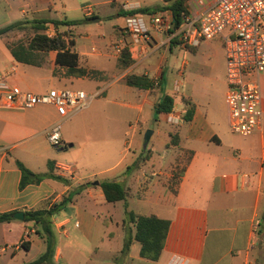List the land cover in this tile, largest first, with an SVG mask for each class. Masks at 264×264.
<instances>
[{"label": "crops", "instance_id": "crops-1", "mask_svg": "<svg viewBox=\"0 0 264 264\" xmlns=\"http://www.w3.org/2000/svg\"><path fill=\"white\" fill-rule=\"evenodd\" d=\"M43 1L50 0H0V29L9 25L18 26L0 35V74L8 85L37 94L45 93L48 90L46 84L51 86L57 78L93 81L94 89L89 92L82 90L93 97L87 106L91 107L87 118L92 129L82 143H78L71 130L61 132L62 145L53 150L45 131L62 121L55 109L43 105L23 109L8 104L0 93V214L14 215L22 211L25 217L26 211L53 207L71 190L79 189L65 206L71 207L76 220H60L57 213L61 210L51 217L55 240L52 264H103L101 260H92L94 255H100L99 247H89L93 245L99 223L97 212L79 205L81 201H87L92 206L106 202L101 187L89 180L100 175V179L96 180L99 183L109 180L124 183L128 194L125 202L127 209L128 199L133 198L155 210L150 214L129 211L155 215L170 222L158 260L150 261L140 257V245L136 241L131 243L126 254H121L126 228L124 219L115 221L123 264H171L174 257L187 261V264H261L264 256V73L258 76L261 128L250 136L242 137L229 129L225 103V54L220 37H217L221 46L220 60L217 58L209 64V72L216 75L214 86H202L201 82L195 81L193 72H188V76L193 77L192 87L181 96L180 105L177 106L173 95L181 90V82H175L172 93L163 91V55L159 57L157 53L160 50L165 52L168 46H161L159 36H153L152 40L144 43L139 52L129 53L132 63L122 68L118 65L120 55H115L111 50L125 35L124 27L118 28L120 31H117L114 41L101 54L104 62L109 58L114 59L113 66L108 70L111 79L107 80L103 74L107 72V67L80 65L81 57L86 54L73 50L75 40L69 38V31L60 29L61 25L55 26L50 17H39L43 9L38 7L37 2ZM27 10L31 12L30 22L25 20L24 23L14 24L16 13L25 18ZM83 12L88 18L95 17L92 8L89 14L85 9ZM43 21L45 23L41 25ZM40 26L44 28L43 32L52 28L56 34L67 33L68 40H73L70 50L77 53L79 66L98 73L93 78L68 75L66 68L55 64V51L32 52L29 63L15 59L12 50L23 58L21 48ZM103 41L106 45V40ZM184 50L193 52L196 48ZM34 68L48 70L35 73ZM219 72L221 78L218 79ZM128 74L145 75L153 79L156 85L148 90L127 86L124 78ZM176 84L179 85L178 91H175ZM163 93L172 96L174 108L170 113H160L157 118L163 116L165 122L175 128L173 132H167L169 140L164 145L165 154L177 150V160L184 159L185 164L177 176L167 175L169 179L175 178L172 185L162 181V188H159L153 176L160 173L153 171L149 179L141 177V167L152 159V155L149 151L145 159L141 154L148 149L150 139L143 149L144 140L140 138V130L154 120V108ZM188 113L189 119L184 120L183 115ZM174 114L180 117L175 124L168 122V117ZM94 124L104 126L105 136L98 133ZM94 160L98 161L101 169L86 168L85 162ZM15 161L41 174L49 171L47 163L51 162L52 173L67 182L46 178L37 185L30 184L19 189L21 172ZM85 170L86 173L82 175L81 171ZM144 181L148 183L142 188ZM89 182L92 185H86ZM141 189H144L143 193H140ZM131 228L134 232L132 225ZM35 230L38 229L33 222L14 218L0 223V264H28L34 261L24 262L23 257L28 255L32 243L37 242L32 239L34 235L39 236ZM26 232H29L28 237L25 236ZM108 233L109 225L103 223L100 242ZM56 235L62 245L56 242ZM39 241L45 244L42 237ZM7 254L9 258H5Z\"/></svg>", "mask_w": 264, "mask_h": 264}, {"label": "rangeland", "instance_id": "rangeland-1", "mask_svg": "<svg viewBox=\"0 0 264 264\" xmlns=\"http://www.w3.org/2000/svg\"><path fill=\"white\" fill-rule=\"evenodd\" d=\"M129 2L138 3L140 8H147L150 10V13L165 10L164 0H50L37 2V5L39 8L43 9V12L40 13L39 17H50L53 20L65 21L68 23V25H61L60 29H63L65 32L69 31L71 35L69 38L75 40V46L73 50L86 54V56L81 57L82 60L80 65L87 67L88 65L95 64L97 67H99V65L107 67V72L103 74L106 75L108 80L111 79V72L108 70H110V67L113 66L114 59L109 58L110 62L106 60L104 62V58L101 54L106 51V48L110 45V42L114 41L117 31H120L118 28L122 29L124 27L125 18L123 12L125 10L123 8V4ZM87 7L92 8L93 13L95 14L94 18L89 19L87 16H85L83 10ZM25 16V18H22L19 13H16V18H14L13 23H24L25 20H29L30 22L32 17L30 10H27ZM121 37L124 40L127 38L126 34L122 35ZM165 38L166 35H162L160 40H164ZM103 39L106 40V45H104L105 43ZM219 42V38L203 40L193 52L189 50L185 51L176 45L167 44L168 47L165 52L160 50L157 53L159 57L163 55V60L161 63V68L164 71L163 91L172 93L175 82H181V90L173 95L177 106L180 105L181 96L186 93L187 89L192 87L193 77L196 82H201L202 86H206L208 88L214 86L216 75L215 73L209 72V64L214 62L217 58L220 60L219 54L221 52V46ZM113 49L114 47L111 48L112 51ZM184 61L186 62V65H184ZM118 68L119 67L116 65V69ZM32 70L35 73H40L48 69L34 68ZM190 71L193 72V77L188 76V72ZM217 78H221L220 72L217 74ZM59 79L60 78L54 79L51 86L46 84L48 90L68 88L73 90L81 89L89 92L94 89L93 81H66ZM90 108L91 107H86L73 114L71 117L62 119L59 126L60 132L71 130L70 132H72L77 138L79 141L78 143H82L87 133L92 129L91 125L89 124V119L87 118V116L90 114ZM157 119L158 120H150L140 130V138L142 139L144 138V135L147 131L154 130V134L151 136L150 142L148 143V149L143 150L141 153L143 157L147 158L149 151H151L152 159L149 160L145 165H142V170L140 172L142 175L141 177L146 179L151 178L150 176L153 171L160 173L153 176V179L156 181L157 186L162 188V181H167V183L169 182L170 185L174 183L175 178L169 179L167 175L172 174L177 176L182 171L185 160H177L179 152L174 149L165 154L164 145L165 142L169 140L167 132H173L175 128L174 126L165 122L163 116H160ZM95 126H97L98 133H100L102 136H105V134H103L104 126H100L99 124ZM51 147L53 150L58 149L53 146ZM141 160H143V158ZM98 164L99 163L96 160L93 162H85L87 169H101L102 167H99ZM81 173L84 175L86 170L84 172L81 171ZM98 179H100V175L89 178V180L92 182ZM147 183V181H144L142 188H144ZM143 191L144 189H141L140 193H143ZM168 191L170 190L168 189ZM132 192L133 188L130 193L132 194ZM128 203V209L135 210L137 213L150 214L154 213L155 211L151 206L143 205L133 198L128 199ZM79 205L86 208L88 211L97 212L98 215L97 220H99V223L96 228L93 245L89 247L90 249H93L95 246H98V253L100 255H98V257H95L94 255L92 260H101L103 264H123V257L119 253L121 241L118 239L119 237H117V233L119 235V231L115 225V221H120L126 218L124 202L119 201L116 203H108L104 201L103 204L92 206L87 201H81ZM57 215L59 216L60 220L65 218L76 220L74 211L71 209V207L64 208L61 210V212H58ZM103 223L109 225V233L105 236L103 242H100L102 237ZM125 228H128V225L125 224ZM32 239L34 241L37 240V242L32 243V248L28 252V255L23 257L24 262L27 263L36 259L45 251V244L42 241H39L41 237L34 235ZM39 242H41L40 248L38 245L40 244ZM56 242L59 245H62V241L58 235H56ZM81 248L85 249L83 247ZM64 249L67 251L66 246ZM5 258H9V255Z\"/></svg>", "mask_w": 264, "mask_h": 264}, {"label": "built area", "instance_id": "built-area-1", "mask_svg": "<svg viewBox=\"0 0 264 264\" xmlns=\"http://www.w3.org/2000/svg\"><path fill=\"white\" fill-rule=\"evenodd\" d=\"M164 1L166 7L171 0ZM185 3L187 13L175 31L174 24L171 29V12L166 9L126 15L123 30L128 42L120 40L113 49L114 54L121 55L124 48L130 54L137 53L153 36L161 38L166 35L164 40H160L161 46L176 39V46L181 49L197 48L203 40L220 37L225 54V103L229 129L242 137L254 134L262 125L258 76L264 73V0H186ZM123 8L127 12L140 9L138 3L130 2L123 4ZM85 12L89 14L91 7L85 8ZM45 34L53 37L56 31L48 28ZM178 89L176 84L175 91ZM0 93L8 104L23 109L52 106L62 119L86 108L93 99L78 89H49L40 94L23 91L8 85L1 74ZM179 119V115L174 114L168 117V122L175 124ZM59 126L60 122H57L45 131L49 144L56 148L62 145ZM28 235L26 232L25 236ZM171 264H187V261L174 257Z\"/></svg>", "mask_w": 264, "mask_h": 264}, {"label": "trees", "instance_id": "trees-1", "mask_svg": "<svg viewBox=\"0 0 264 264\" xmlns=\"http://www.w3.org/2000/svg\"><path fill=\"white\" fill-rule=\"evenodd\" d=\"M186 0H171L169 4L165 7L166 10L171 12L172 18L174 19V31L181 24L182 18L187 13ZM149 9H136L130 12L124 11V17L130 14H142L149 13ZM90 19V18H89ZM45 21L41 22V25ZM52 23L55 26L68 25L65 21L53 20ZM18 26L9 25L0 30V35L6 33L7 31L16 29ZM42 26L36 29V32L32 37H30L24 47L21 48L23 52V58L19 56L12 50V55L18 61L29 63V58L32 52H56L55 64L64 67L67 70V74L75 77H90L93 78L98 72L94 70H88L79 66L78 55L74 51L70 50L73 46V40H68L67 33H57L53 37H48ZM177 40L172 39L170 45H176ZM194 49V48H189ZM132 63L130 54L127 48H124L121 55L118 58V65L122 68L128 67ZM124 82L127 86L135 87L137 89L148 90L155 87L156 82L153 79L148 78L145 75L128 74L124 78ZM158 84V83H157ZM174 108V100L172 96L165 93L160 97L159 102L154 108V120L160 113H170ZM190 117V113L183 115V119L187 120ZM146 159V158H145ZM17 168L21 172V179L19 183V189H24L27 185L33 184L37 185L46 178H51L58 180L60 182L66 183L67 180L60 176H56L52 173L53 164L48 162V172L41 174L35 173L26 168L21 162L15 161ZM133 167L129 168L130 171ZM86 185H92L89 182ZM103 191L104 198L108 203H116L119 201L124 202L125 215L124 225H128L125 229L123 245L121 248V254H126L129 246L133 241H136L140 245L139 255L140 257L150 260L157 261L164 247L165 239L168 233L170 222L166 219L158 218L155 215H140L135 214L127 209L126 197L127 191L124 183L117 180L102 181L99 183ZM79 192V189L71 190L63 199L53 207L47 209H36L25 212L24 220L25 222H33L38 230H35L36 234L41 236L45 241V251L34 261L28 264H52V258L55 248V240L51 225V217L58 211L65 208V206L72 201L75 194ZM13 220V213H3L0 214V223L9 222ZM134 232L132 231L131 226ZM264 240V234H263ZM25 246V244H22ZM261 264H264V256L261 259Z\"/></svg>", "mask_w": 264, "mask_h": 264}, {"label": "water", "instance_id": "water-1", "mask_svg": "<svg viewBox=\"0 0 264 264\" xmlns=\"http://www.w3.org/2000/svg\"><path fill=\"white\" fill-rule=\"evenodd\" d=\"M173 24H174V19L172 18V27H171L172 30H173ZM151 135H152V131H147L146 134L144 135V138H143V140H144L143 149L146 148L147 143H148V141H149ZM93 185H95V186H96V185H99V182H98V181H94V182H93ZM13 218H14L15 220L22 221V220H24V213H23L22 211H20V212H16V213L13 215Z\"/></svg>", "mask_w": 264, "mask_h": 264}]
</instances>
